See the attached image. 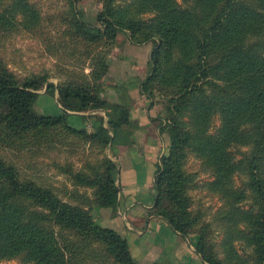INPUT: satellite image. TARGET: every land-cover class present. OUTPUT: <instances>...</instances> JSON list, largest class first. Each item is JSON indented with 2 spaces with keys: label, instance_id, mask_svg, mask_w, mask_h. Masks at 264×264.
<instances>
[{
  "label": "trees",
  "instance_id": "16d2710c",
  "mask_svg": "<svg viewBox=\"0 0 264 264\" xmlns=\"http://www.w3.org/2000/svg\"><path fill=\"white\" fill-rule=\"evenodd\" d=\"M66 1L61 36L45 41L50 51L79 49L92 62L88 74L73 73L58 85L45 75L19 79L0 56V262L141 264L127 239L98 223L94 212L115 210L119 201V168L106 148L134 143L129 107L103 97L106 57L125 31L134 44L157 41L141 90L163 99L160 131L169 130L171 141L156 164L152 212L193 239L209 264H264V0H101L98 25L81 20L79 0ZM2 29L42 32L40 9L32 0H0ZM45 85L46 92L58 91L63 114L35 111ZM88 110L105 111L107 123L98 116L90 131L68 122L69 111ZM77 144L97 152L78 172L64 170L73 185L62 191L67 198L8 155L33 158ZM191 156L211 178L206 193L221 203L214 215L224 231L219 242L216 225L195 207L199 170L188 168Z\"/></svg>",
  "mask_w": 264,
  "mask_h": 264
},
{
  "label": "rangeland",
  "instance_id": "374dc122",
  "mask_svg": "<svg viewBox=\"0 0 264 264\" xmlns=\"http://www.w3.org/2000/svg\"><path fill=\"white\" fill-rule=\"evenodd\" d=\"M32 1L36 4V6L40 9L41 12L42 32H13L12 34H8L6 33V30L2 29L0 31V56L2 57L3 62L7 64L13 72L16 73L19 79H24L25 77H29L31 75H45L48 76V82L55 83L56 85H58L60 82H64L67 76H72L73 73H78L82 75L80 72H85L86 74H88L92 69V62L90 58L83 57L79 49H77V53L73 55H70L69 51L64 49L62 51H50L48 43L45 41L46 38H49L48 35H50L52 39H54L53 42H56L58 37L61 36L64 30V24L62 22L65 21L63 15H65L64 13L68 12L69 10L68 2L66 0ZM76 8L79 11V16L81 20L83 19L84 21L92 25L99 24L98 14L103 8L101 0H79L76 3ZM124 34H127V36L129 37L128 33H126L125 31L119 32L118 37L116 39V45L115 47H113L111 53L106 57L105 60L108 64L109 70L105 76V90L103 91V97L105 99L109 97L107 100L111 102L115 101H112V96L110 95L113 94L111 87L114 85V82L110 77V58L116 55L118 52H122L120 51V47L122 46L123 41H125L126 39ZM131 44L139 48V55L138 57H135L137 59L132 58V63L135 62L138 66L139 72H143V69H140L139 67H144L146 64V58L144 59L147 53L145 45H147V48L149 45H153L154 47L157 44V41H150L143 44H134L131 42ZM119 66H115L114 70H119V73L121 75H125L126 71L123 69V67ZM148 68L150 67L148 66ZM46 90L47 89L45 85L37 91L39 93V96L34 104L35 111L40 114H63L64 108L59 102L58 91L56 90L55 94H51L49 92H46ZM144 95L150 101L151 105H158L162 108L160 113L164 117H162L160 122L164 123L167 116L163 99L160 97L150 99L147 94ZM126 106L128 107V105ZM98 116H104L105 122L107 123L106 112L103 110H88L84 112L69 111V115L67 118L68 122L71 125L77 128H87L91 131L95 129L94 121L98 119ZM158 121L159 120L155 121V123H159ZM217 126H219V119L215 118L212 131ZM131 130L133 132L132 138L136 143L140 139V135L136 133L132 124ZM160 134H165V142H162L164 146L163 153H165L167 152L171 141L170 131L167 130L164 133L160 131ZM77 145L81 147L74 149L62 147L45 149L43 152L38 153L37 156H33V158H30V155L26 154H23L21 157H18L13 153H8V155L11 157V159L17 160L19 162V165L22 167V170L25 171V174H27L30 178L34 179L39 175V179H41L39 180V182L53 185L61 197L67 198L65 194L62 193V191L66 188L72 189L73 185L68 173L64 172V170L71 166L75 172H78L82 168L84 164L83 162L86 159H93L92 156H95L97 152L96 150L92 149L89 145ZM110 145L106 148L105 154L112 159L114 151L113 148L111 150ZM188 168L190 170H199V176L197 178L199 188H196L193 193L197 202L195 207H200L205 212L203 218L204 222H213L216 225V229L218 231L217 233L215 232L214 236L215 240L219 242L224 237V231L221 226L218 225L217 222H214V215L216 214V211L220 207L221 203L217 197H212L208 195L204 188V183L211 178L206 173L200 171L199 161H196V158H194L193 156L190 157ZM79 190L81 192H84L85 188L79 187ZM87 192L89 195H91L93 190L88 189ZM101 208L106 207H96L94 209L95 217L98 223L100 224L102 216V212L100 211ZM109 208L110 207H108V209ZM110 209L113 210V208ZM103 216L104 220L102 221L104 223L106 222L107 224H109V222H107V216H109V214L105 213L103 214ZM237 247L241 249L240 252L243 254V243L238 242ZM245 251L249 254L250 249H245ZM21 262L20 259L16 258L2 261L0 262V264H22Z\"/></svg>",
  "mask_w": 264,
  "mask_h": 264
},
{
  "label": "crops",
  "instance_id": "0c3cea01",
  "mask_svg": "<svg viewBox=\"0 0 264 264\" xmlns=\"http://www.w3.org/2000/svg\"><path fill=\"white\" fill-rule=\"evenodd\" d=\"M124 35L126 39L122 40V46L119 45L122 52L110 58V77L114 82L110 95L112 101L128 105L131 124L140 139L127 145H110L114 151L112 160L119 168V201L115 210L100 209L101 224L125 237L132 256L141 264H209L195 249L193 239L175 231L164 218L152 212L156 198V164L164 151L162 142H165V134L161 135L159 130L164 117L160 113L162 108L151 105L141 90V82L150 73L148 61L153 45L148 48L145 45L146 64L139 67L143 69L139 72L137 64L132 63V58L137 59L139 55V48L131 44L127 34ZM119 65L126 71L125 75L114 70ZM157 120L160 124L155 123ZM97 125L98 120H95L94 127ZM105 213L109 214V224L102 221Z\"/></svg>",
  "mask_w": 264,
  "mask_h": 264
}]
</instances>
